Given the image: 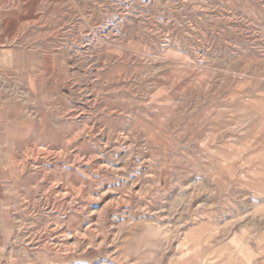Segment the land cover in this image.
I'll return each instance as SVG.
<instances>
[{"label": "rangeland", "instance_id": "rangeland-1", "mask_svg": "<svg viewBox=\"0 0 264 264\" xmlns=\"http://www.w3.org/2000/svg\"><path fill=\"white\" fill-rule=\"evenodd\" d=\"M9 264H264V0H0Z\"/></svg>", "mask_w": 264, "mask_h": 264}, {"label": "crops", "instance_id": "crops-1", "mask_svg": "<svg viewBox=\"0 0 264 264\" xmlns=\"http://www.w3.org/2000/svg\"><path fill=\"white\" fill-rule=\"evenodd\" d=\"M3 50L0 49V57L3 55ZM2 65L0 61V82L3 81L4 76L1 73ZM13 255V249L10 246L9 233L7 232L2 221V206L0 202V264H9V259Z\"/></svg>", "mask_w": 264, "mask_h": 264}]
</instances>
